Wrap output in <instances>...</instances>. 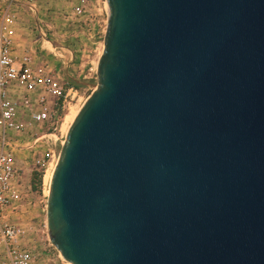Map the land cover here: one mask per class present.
I'll use <instances>...</instances> for the list:
<instances>
[{
    "label": "water",
    "instance_id": "95a60500",
    "mask_svg": "<svg viewBox=\"0 0 264 264\" xmlns=\"http://www.w3.org/2000/svg\"><path fill=\"white\" fill-rule=\"evenodd\" d=\"M105 2L52 244L72 264H264V0Z\"/></svg>",
    "mask_w": 264,
    "mask_h": 264
},
{
    "label": "built area",
    "instance_id": "2783aa9c",
    "mask_svg": "<svg viewBox=\"0 0 264 264\" xmlns=\"http://www.w3.org/2000/svg\"><path fill=\"white\" fill-rule=\"evenodd\" d=\"M40 1L0 0V264L67 262L57 249L53 255L47 249L37 253L18 217L31 204L25 168L31 165V172L43 173L44 182L46 173L55 169L61 150L55 143L64 111L78 92L50 62L30 51L16 54L15 11L19 6L36 10ZM105 4V0H76L73 14L96 30L98 15L93 11Z\"/></svg>",
    "mask_w": 264,
    "mask_h": 264
},
{
    "label": "rangeland",
    "instance_id": "374dc122",
    "mask_svg": "<svg viewBox=\"0 0 264 264\" xmlns=\"http://www.w3.org/2000/svg\"><path fill=\"white\" fill-rule=\"evenodd\" d=\"M75 3L76 0H41L37 4L35 11L27 9L26 12L24 10L26 6H19V9L17 8L19 15L16 12L17 19L23 23L21 25L23 28L22 38L23 43L28 46L27 49L38 51L45 45V42L52 47L46 40L66 48V50H62V53L66 55L70 68H66V64L63 62H54L53 65L61 72V76L66 81L76 84L78 92L70 97L64 111L60 138L55 143L58 148H62L71 124V121L67 118L68 115L73 110L78 111L81 109L98 84L94 63L100 52H95L94 49L98 47V41L102 40V38H98L100 33L92 30L85 19H79L74 16L73 6ZM97 8L100 7L97 6L93 12L97 13L98 16L106 17V10H97ZM58 61L60 60L58 59ZM80 65L82 67H79ZM61 133L63 137H61ZM32 168L33 166L29 165L25 168L27 172L26 181L31 187L30 189L28 186V201H31V204H27L25 210L18 217L19 221L27 227L36 252L41 253L47 249L50 255H53L57 251L50 240L47 218L45 217L47 215L50 184L46 181L44 182L43 178L41 181L34 183L33 176L36 170L31 172ZM60 264L70 263L67 261L64 263L60 262Z\"/></svg>",
    "mask_w": 264,
    "mask_h": 264
},
{
    "label": "crops",
    "instance_id": "0c3cea01",
    "mask_svg": "<svg viewBox=\"0 0 264 264\" xmlns=\"http://www.w3.org/2000/svg\"><path fill=\"white\" fill-rule=\"evenodd\" d=\"M20 7H24V6H20ZM19 9V7H18ZM18 9H16L15 12L18 11ZM27 9L29 10L30 8L28 7H25L24 10L27 12ZM104 10H106V17L104 16H98V26L96 28V30L94 31H97L98 33H100V36L98 35V38H102V40L98 41V47L96 49H94L95 52H100L96 61H95V65H94V69L97 70V65H98V62H99V59L103 53V49H104V46H103V40H104V36H105V33H106V29H107V20H108V10H107V5L105 4L103 6ZM35 11V10H33ZM18 15H19V12H17ZM23 23H21L19 20H18V24H17V35H16V39H15V50H16V54L18 55H22L24 54L25 52L27 51H30L32 52L33 54L35 53V55L37 56L38 59H41V60H45V61H48L50 62L52 65L54 62H63L64 64H66V68H70V64H69V61H67L66 59V55L64 53H62V50H66V48L62 47V46H58L56 44H53L52 41L50 40H46L48 43L51 44L52 47H50L49 45L46 44L45 42V45L43 47H41L38 51L34 50V49H27L28 46L26 44L23 43V32H22V25ZM106 27V28H105ZM101 32H102V35H101ZM73 57V56H72ZM58 59L60 61H58ZM72 60V58H71ZM54 66V65H53ZM55 67V66H54ZM79 67H82V65H80ZM56 70L59 72V74L61 75V72L56 68ZM69 82L70 84H74L73 82L71 81H67ZM76 85V84H75ZM25 155V154H23ZM31 166V165H29ZM32 167V166H31ZM45 217L47 218V215H45Z\"/></svg>",
    "mask_w": 264,
    "mask_h": 264
},
{
    "label": "bare ground",
    "instance_id": "6f19581e",
    "mask_svg": "<svg viewBox=\"0 0 264 264\" xmlns=\"http://www.w3.org/2000/svg\"><path fill=\"white\" fill-rule=\"evenodd\" d=\"M70 109V108H69ZM78 113H79V110L77 111V110H73L72 112H70V114L68 115V120L69 121H71V124H70V126H69V129H70V127H71V125H72V123L75 121V119H76V117H77V115H78ZM66 121V120H65ZM68 124H69V122H68ZM65 125V124H64ZM64 125H63V127H64ZM67 127V126H66ZM69 129H68V131H69ZM65 132V131H64ZM68 133V132H67ZM53 175H54V169H52V170H50L48 173H46V175H45V181L47 182V183H51V180H52V178H53ZM49 187V186H48ZM70 264H72L71 262H69Z\"/></svg>",
    "mask_w": 264,
    "mask_h": 264
},
{
    "label": "trees",
    "instance_id": "16d2710c",
    "mask_svg": "<svg viewBox=\"0 0 264 264\" xmlns=\"http://www.w3.org/2000/svg\"><path fill=\"white\" fill-rule=\"evenodd\" d=\"M42 178H43V173L36 171L33 176V181L35 183L36 181H39V180L41 181Z\"/></svg>",
    "mask_w": 264,
    "mask_h": 264
}]
</instances>
